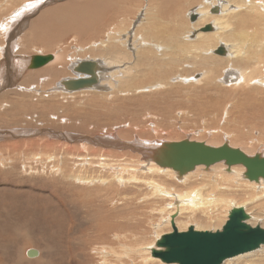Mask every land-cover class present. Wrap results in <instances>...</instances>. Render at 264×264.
Instances as JSON below:
<instances>
[{
	"label": "rangeland",
	"instance_id": "1",
	"mask_svg": "<svg viewBox=\"0 0 264 264\" xmlns=\"http://www.w3.org/2000/svg\"><path fill=\"white\" fill-rule=\"evenodd\" d=\"M251 1L256 2L258 11L261 10L259 20L251 21L252 24L245 17L231 20L228 27L218 30V35L199 36L201 39L214 37L211 43L201 46V39L194 35L203 24L197 19L191 22V14L201 8L209 7L210 11L214 5L219 8L230 6L231 0H0V96L7 95L0 99V104L4 105L0 106V264H103L104 259L108 264H119L113 255L107 254L105 258L100 252L104 236L96 231L101 216L116 208L115 203L119 208H127L123 223L132 228L142 223L139 235L137 232L127 233L124 240L121 239V245H113L119 254H124V264L161 263L158 259H155L157 262L147 260L145 253L149 246H154L157 238L170 233L168 217L176 201L164 198V195L159 198L151 196L144 181H157L167 189V194L186 193L195 184H180V180L165 178L160 172L143 173L141 170L149 167L145 160H140L141 157L124 150L121 145L120 148H109L102 142L101 145L93 144L99 135L113 133L119 141L129 142L189 140L214 147L226 143L248 152H244L247 156L258 154L264 158V0ZM228 10L231 11L229 7ZM142 14L147 16L146 24L144 17L142 23H137ZM212 18L208 16L207 21ZM107 40L115 41L113 44L120 45L128 54L130 59L123 61L126 65L120 63L119 66L128 65L126 72L134 66L128 70V73L133 70L131 77L125 76L128 74L124 72L119 76L120 80L115 78L118 74L112 80L109 72H114L118 66H112L107 73L102 66L100 85L94 89L73 93L60 89L58 83L62 78L74 77L72 68L79 58L84 56V60H92L95 55L100 56L98 49ZM220 42H229V47L238 48L239 56L217 58L207 52L223 46ZM189 45L193 48V45L200 46L198 57L188 54L187 50L183 54L186 58L180 55L174 58L179 59V63L169 65L166 49L172 48L174 52L169 54L172 55L177 54L180 47ZM149 49L153 53L151 58ZM139 52L146 53V57L135 66ZM38 54L65 57L60 58L58 64L66 75L52 78L50 83L37 73L52 63L32 71L19 68ZM99 56L96 59H101ZM61 61H66L65 65ZM99 61L101 64L102 60ZM212 69L215 72L213 83L216 82L209 86L201 84L203 79L207 80L203 72ZM9 74L15 76L11 85L6 80V77L10 78ZM239 74L242 77L245 74V81H240ZM220 79L225 80L222 81L224 84ZM108 82L110 87L106 85ZM2 88L3 91L8 88V92L3 94ZM88 139L92 142H87ZM218 165L214 166H218L223 174L229 173L223 163ZM214 166L199 167L198 172L212 176L214 169H210ZM116 176L123 178L122 184ZM134 177L139 181H129ZM242 180V183H233L234 186L225 193L233 202L244 203L251 218L250 225L264 227V198L249 202L248 197L254 198L256 190L247 184L252 182ZM196 189L205 199L213 192L207 184ZM189 199H186L187 203ZM225 206H219L211 219L202 209L182 211L174 219L175 226L177 230L191 226L195 229L197 225V231H219L229 209ZM32 249L38 251V256L28 258L26 252ZM248 259L230 264H246Z\"/></svg>",
	"mask_w": 264,
	"mask_h": 264
},
{
	"label": "bare ground",
	"instance_id": "2",
	"mask_svg": "<svg viewBox=\"0 0 264 264\" xmlns=\"http://www.w3.org/2000/svg\"><path fill=\"white\" fill-rule=\"evenodd\" d=\"M232 1V3H231V5L230 6H227V5H222V6H220V8L219 7H216L214 4V6L213 7H211V9H210V11H209V7H208V9H206V8H201L202 10H198V11H196V14L197 15H199V17L197 18V15L196 14H191V16L192 15H194V16H196V18H195V20L197 19V22L199 21V22H202V26L201 27H199L198 28V31H197V29H196V31L195 32H197L196 33V35H194V37H196V38H198L199 36H201V35H204V37H205V35L207 36V35H209V34H211V35H213V33H215V34H217L218 35V30H224V28H226V27H228L229 25H230V21L231 20H237L238 18H242V17H245V18H248L249 20H250V22L252 21V22H255L256 20H259V16H261L260 14H259V12L261 11H258L259 9L258 8H256V2H253V1H251V0H249L250 2H248V1H245V0H240L239 2H237V0H231ZM36 2H37V0H36ZM150 2V1H149ZM159 2V1H158ZM238 3V4H237ZM34 4V3H33ZM174 4V3H173ZM216 4V3H215ZM262 4V3H261ZM29 5V4H28ZM152 5V4H151ZM31 6H32V3H31ZM155 6V5H154ZM174 6V5H173ZM228 7H229V9H231V11L230 10H228ZM260 7V6H259ZM262 8V7H261ZM258 9V10H257ZM27 10V9H26ZM146 11V10H145ZM193 11V10H192ZM209 11V13L211 14H207V12ZM263 11H264V8H263ZM32 12V11H31ZM147 12H148V10H147ZM146 12V13H147ZM156 12V11H155ZM191 12V11H190ZM138 13H140V12H138ZM177 13H178V11H177ZM252 13H254V14H252ZM255 13L257 14V15H255ZM148 14V13H147ZM152 15V14H151ZM233 15V18L232 17H230V16H232ZM14 16V15H13ZM153 16V15H152ZM151 16V17H152ZM156 16V15H155ZM214 17V18H212V20L211 21H207V17ZM225 16V17H224ZM138 17V16H137ZM143 17H144V15L142 14V19L141 20H139V21H137V23H142V21H143ZM147 17V16H146ZM146 17H144L145 19H144V21L146 20ZM150 16H148V18H149ZM7 19V18H6ZM20 19H22V18H20ZM159 19V18H158ZM177 19V18H176ZM13 20V19H12ZM15 20V19H14ZM13 20V21H14ZM17 20V19H16ZM25 20V19H24ZM152 20V19H151ZM154 20V19H153ZM175 20V19H174ZM209 20V19H208ZM12 21V22H13ZM18 21V20H17ZM17 21H15V22H17ZM173 21V20H172ZM11 22V23H12ZM148 22V21H147ZM194 22V21H193ZM209 22H211L212 24H210ZM236 22V21H235ZM252 22H251V24H252ZM18 23V22H17ZM144 24H146V21H145V23ZM149 24V23H148ZM2 25V24H1ZM4 25V24H3ZM141 25V24H140ZM156 25V24H155ZM175 25V24H174ZM179 25V24H178ZM197 25V24H196ZM206 25H211L212 26V30L210 31V32H208V33H202V32H200L199 30L201 29V28H203L204 26H206ZM231 25H232V23H231ZM135 26V25H134ZM146 26H148V25H146ZM173 26V25H172ZM7 27V26H6ZM140 27V26H139ZM193 27H195V26H193ZM198 27V26H197ZM4 29H3V31H5V27H3ZM142 28V27H141ZM214 28L215 29H217V31H214ZM153 29V28H152ZM230 29H232V28H230ZM245 29H246V27H245ZM140 30V29H139ZM234 30H235V28H234ZM1 31V30H0ZM193 31V30H192ZM108 32V31H107ZM141 32H142V30H141ZM224 33H225V31H223ZM241 32V31H240ZM243 32H244V30H243ZM247 32V31H246ZM0 33H2V32H0ZM140 33V32H139ZM178 33V32H177ZM176 33V34H177ZM251 33H253V32H251ZM247 34V33H246ZM220 35H222V33L220 34ZM229 35H231V33L229 34ZM235 35H236V33H235ZM248 35V34H247ZM250 35H252V34H250ZM110 36V35H109ZM175 36V35H174ZM178 36V35H177ZM223 36V35H222ZM226 36V35H225ZM232 36V35H231ZM234 36V35H233ZM2 37V36H1ZM147 37H149V36H147ZM218 37V36H217ZM247 37V36H246ZM134 38V37H133ZM145 38V37H144ZM221 38V37H220ZM231 38V37H230ZM229 38V39H230ZM255 38V37H254ZM115 39H117V38H115ZM146 39V38H145ZM199 39H201V38H198V40ZM212 39H214V37H206V38H202L201 40H200V45L202 46V45H207L208 43H211V40ZM19 40V39H18ZM134 40V39H133ZM142 40V39H141ZM196 40V39H195ZM197 40V41H198ZM219 40V39H218ZM222 40V39H221ZM236 40V39H235ZM264 40V39H263ZM118 41V40H117ZM121 41V40H120ZM143 41V40H142ZM141 41V42H142ZM233 41V40H232ZM239 41V40H238ZM249 41V40H248ZM99 42V41H98ZM102 42H103V40H102ZM8 44H9V42H7ZM15 43V42H14ZM113 43H115V41L114 42H112L111 40H107V42L104 44V43H102V45H100V48L98 49L99 51H101V59H98V61L99 60H102V65L100 64V61L98 62V61H95V60H97L96 59V57L97 56H99V55H95L96 57H94V59H92V60H89V61H93V62H95V70H94V75L97 77V79H98V84H96V85H92L90 88L91 89H94L96 86H99L100 85V75H102V66H103V68L106 70L105 71V73H107L108 71L107 70H109V68H112V66H118V68H117V70H113L114 72H109V74H110V78L113 80V78L112 77H114V75H116V74H118L117 75V77H115L116 78V80L117 79H119V76H122V74H125L124 72H126V69H127V66L125 67V66H119L120 65V63H124L123 61H125V59H130L129 57H128V54L127 53H125V51H124V49H121L118 45H115V44H113ZM144 43V42H143ZM183 43V42H182ZM229 42H227V43H225V42H220V44H222L223 46H219V47H223L224 48V51H225V53H224V55H222V56H219V55H217L216 53H215V50L217 49V46L215 47V48H213V49H211V50H207V52L208 51H210V53L212 54V55H215V56H217V58H223V57H228V58H230L229 56L231 55H233V57H235L237 54H238V48H232V47H229V44H228ZM231 43V42H230ZM233 43V42H232ZM235 43H236V41H235ZM256 43V42H255ZM260 43H262V42H260ZM259 43V44H260ZM92 44H93V42H92ZM91 44V45H92ZM104 44V45H103ZM117 44H120V43H117ZM147 44V43H146ZM190 44V43H189ZM250 44V43H249ZM258 44V43H257ZM256 44V45H257ZM94 45V44H93ZM129 45V44H128ZM133 45H135V44H133ZM177 45V44H176ZM210 45V44H209ZM241 45V44H240ZM89 46V45H88ZM95 46V45H94ZM142 46V45H141ZM194 46V48L193 47H191L190 45L189 46H184V47H180L179 49H178V51H176V53L178 54H172V55H169L170 54V52H174V50L171 48V49H169V50H167L166 49V52H169V54L167 55V56H169V60L167 61L168 63H169V65L171 64V63H173L172 65H174V64H176L178 61H179V59L176 61V60H174V58H178L180 55L181 56H183V54H185L186 52H187V50H188V54H190V55H194V56H197L198 57V48L200 47V46H198L197 48H196V46L195 45H193ZM237 46V45H236ZM242 46V45H241ZM252 46V45H251ZM255 46V45H254ZM4 47H6V46H4ZM90 47V46H89ZM132 47V46H131ZM155 47L156 48H160V46H158V45H155ZM177 47V46H176ZM85 48H87V47H85ZM132 48H135V47H132ZM162 48V47H161ZM240 48H242V47H240ZM244 48H245V46H244ZM261 48V47H260ZM263 48H264V46H263ZM4 49H7V48H4ZM15 49H17V48H15ZM81 49V48H80ZM84 49V48H83ZM144 49H146V48H144ZM143 49V50H144ZM231 49H233V51L231 50ZM8 50V49H7ZM82 50V49H81ZM97 50V49H96ZM97 50V51H98ZM159 50V49H158ZM243 50H245V49H243ZM242 50V51H243ZM10 51V50H9ZM15 51V50H14ZM59 51V50H58ZM57 51V52H58ZM128 51V50H127ZM134 51V50H133ZM191 51H192V53H191ZM247 51V50H246ZM250 51H251V49H250ZM256 51V50H255ZM254 51V52H255ZM260 51H262V50H260ZM56 52V51H55ZM54 52V54H56ZM80 52V51H79ZM94 52V51H93ZM92 52V53H93ZM164 52V51H163ZM165 52V53H166ZM204 52V51H203ZM206 52V51H205ZM206 52V54H208ZM248 52H249V50H248ZM248 52H246V54L248 53ZM259 52V51H258ZM257 52V53H258ZM96 53V52H95ZM148 53H150L151 54V52H150V49H149V52ZM209 53V54H210ZM251 53H252V51H251ZM7 54V53H6ZM62 54V53H61ZM86 54V53H85ZM100 54V53H99ZM146 54V53H145ZM143 52H139L138 53V55L136 56L137 57V59L134 61V62H136L135 63V66H137V64L139 63L140 64V62H142L144 59H145V57H146V55H145ZM153 54V53H152ZM152 54H151V56H149L150 58L151 57H153L152 56ZM201 54V53H200ZM228 54V55H227ZM250 54V53H249ZM259 54H262V52H260ZM38 55H40V54H38ZM46 55H48V54H46ZM132 55V54H131ZM1 56V55H0ZM36 56V55H35ZM41 56H45V55H43V54H41ZM51 56V60H49L47 63H46V65H44L43 67H46V66H49V65H51V63H52V65L50 66V67H48V68H46L45 70H43V71H41V72H39V73H37V76L38 77H46L45 78V81L47 80V81H49L50 83H51V79L52 78H55V77H57V76H65L66 74H65V72H64V70H63V68H59V67H61L59 64H58V62L61 60L60 58H63L60 54L59 55H57V56H54V55H50ZM60 56V57H59ZM88 56V55H87ZM99 56V57H100ZM130 56V55H129ZM133 56V55H132ZM135 56V55H134ZM162 56V55H161ZM188 56V55H187ZM239 55H237L236 57H238ZM245 56V55H244ZM252 56V55H251ZM34 56H32L26 63H23V64H26V65H24V67H23V65L21 66H19V68H22L21 70H23V68H26L25 70H30V71H32V70H38V69H41V68H43V67H40V68H36V69H32L31 68V60H32V58H33ZM89 57V56H88ZM148 57V58H149ZM159 57V56H158ZM162 57H164V56H162ZM166 57V56H165ZM164 57V58H165ZM184 58H186V56H183ZM183 57H180V59H182ZM254 57V56H253ZM16 58V57H15ZM73 58V57H72ZM84 56L83 57H80L79 58V60L76 62V63H79V62H81V60H83V61H86V60H84ZM132 58V57H131ZM160 58V57H159ZM173 58V59H172ZM188 58V57H187ZM232 58V57H231ZM230 58V59H231ZM13 59V58H12ZM63 59H65V57L63 58ZM90 59V58H89ZM127 59V60H128ZM190 59V58H189ZM27 60V59H26ZM75 60V59H74ZM133 60V59H132ZM139 60V61H138ZM154 60H155V58H154ZM159 60V59H158ZM158 60H156V61H158ZM163 60V59H162ZM162 60H160V61H162ZM194 60V59H193ZM196 60V59H195ZM195 60H194V62H195ZM198 60H200V59H198ZM6 61V60H5ZM4 61V62H5ZM159 61V62H160ZM181 61V60H180ZM192 61V60H191ZM221 61V60H220ZM219 61V62H220ZM4 62H3V64H4ZM62 62V61H61ZM166 62V63H167ZM12 63H14V62H12ZM64 63H66V61L64 62ZM63 62H62V64H64ZM126 63V62H125ZM124 63V64H125ZM128 63V62H127ZM146 63H148V62H146ZM153 63H155V61L153 62ZM179 63V62H178ZM185 63V62H184ZM200 63V62H199ZM199 63H197L196 65H198ZM222 63V62H221ZM2 64V65H3ZM115 64V65H114ZM133 64V63H132ZM132 64H129V66L130 65H132ZM158 64V63H157ZM160 64V63H159ZM236 64V63H235ZM11 65V64H10ZM14 65V64H13ZM65 65V64H64ZM126 65V64H125ZM134 65V64H133ZM147 65V64H146ZM200 65V64H199ZM207 65H209V64H207ZM212 64H210V66H211ZM237 65V64H236ZM12 66V65H11ZM17 66V65H16ZM71 66V65H70ZM149 66V65H148ZM151 66V65H150ZM159 66H161V65H159ZM194 66V65H193ZM63 67V66H62ZM121 69H120V68ZM132 67V66H131ZM131 67H129V69L131 68ZM134 67V66H133ZM132 67V68H133ZM138 67H140L139 65H138ZM147 67V66H146ZM173 67V66H172ZM10 68V67H9ZM66 68V67H65ZM126 68V69H125ZM136 68V67H135ZM141 68V67H140ZM140 68H138V69H140ZM162 68L164 69V67L162 66ZM178 68H180V67H178ZM205 68V67H204ZM213 68H215V67H213ZM237 68H238V66H237ZM236 68V69H237ZM6 69V68H5ZM4 69V70H5ZM13 69V68H12ZM128 69V70H129ZM152 70H153V67L151 68ZM158 69V68H157ZM207 69H209V68H207ZM215 69H217V68H215ZM128 70H127V72H126V74H128V75H125V76H129V77H131V74L132 73H130V72H132V71H129V73H128ZM131 70V69H130ZM159 70H161V69H159ZM171 70H173V69H171ZM176 70V69H175ZM205 70V69H204ZM2 71V70H1ZM8 71V70H7ZM135 71V74H136V71H138L137 70V68H136V70H134ZM165 71V70H164ZM143 72V71H142ZM152 72V71H151ZM162 72V71H161ZM3 73H4V71H3ZM155 73H156V71H155ZM154 73V74H155ZM204 74H203V76H204V78H205V76H207L206 78H207V80L206 81H204V79H203V81L201 82L200 80V82H201V84L203 83L204 85L205 84H207L208 86L210 85V84H214L213 83V79H215L213 76V73H215L214 71H213V69L212 70H207V71H205V72H203ZM5 74V73H4ZM12 74H14L13 72H12ZM68 74V73H67ZM74 74V75H73ZM72 75L74 76V77H71L70 76V78L69 77H64V79L62 78V80H60L59 81V83L58 84H60L62 81H64V80H75V79H77V78H82V79H85L86 78V76L85 75H80V74H76V73H73ZM135 74H133V75H135ZM143 74V73H142ZM163 74V73H162ZM10 75V78H9V76L8 77H6V80L10 83L9 85H11V84H13V82H14V80H15V76L13 75V76H11V74H9ZM137 75V74H136ZM149 75H151V74H149ZM175 75V74H174ZM238 75V74H237ZM240 76V81H245L244 80V75H243V77H242V75L241 74H239ZM18 76H21L20 74L18 75ZM154 76V75H153ZM158 76V75H157ZM134 77V76H133ZM136 77V76H135ZM140 77H141V75H140ZM156 77V76H155ZM154 77V78H155ZM1 78V77H0ZM5 78V77H4ZM3 78V79H4ZM18 78V77H17ZM29 78H31V77H29ZM114 78V79H115ZM120 78H122V77H120ZM136 78H138V77H136ZM144 78V77H143ZM147 78V77H146ZM153 78V79H154ZM157 78V77H156ZM180 78V77H179ZM202 78V76H200V79ZM227 78V77H226ZM238 78V77H237ZM236 78V79H237ZM246 78V77H245ZM125 79V78H124ZM138 79H140V78H138ZM187 79V78H186ZM227 79H229V78H227ZM238 79V80H239ZM42 80H44V78L42 79ZM120 80V79H119ZM198 80V79H197ZM221 80V79H220ZM219 80V81H220ZM46 81V82H47ZM122 81H124V80H122ZM127 81V80H126ZM125 81V82H126ZM131 81V80H130ZM133 81V80H132ZM136 81V80H135ZM185 81V80H184ZM195 81V80H194ZM199 81H197V82H199ZM222 81H224L225 82V80H221V82ZM228 81V80H227ZM236 81V80H235ZM1 82V81H0ZM31 82V81H30ZM117 82V81H116ZM149 82H151V81H149ZM185 82H187V81H185ZM262 82V81H261ZM264 82V81H263ZM2 83V82H1ZM26 83V82H25ZM122 83H124V82H122ZM136 83V82H135ZM134 83V84H135ZM148 83V82H147ZM166 83V82H165ZM32 84V83H31ZM102 84V83H101ZM126 84V83H125ZM144 84V83H143ZM161 84H163V83H161ZM222 84H224L223 82H222ZM227 84V83H226ZM238 85L237 83L235 84V83H230V85ZM246 84V83H245ZM244 84V85H245ZM249 84V83H248ZM56 85V84H55ZM106 85L107 86H111V83L110 82H108V83H106ZM138 86H139V84H137ZM158 85H160V84H158ZM165 85V84H164ZM259 85V84H258ZM136 86V85H135ZM134 86V87H135ZM161 86V85H160ZM101 87V86H100ZM196 87V86H195ZM10 88V87H9ZM119 88V87H118ZM137 87H135V89H136ZM160 88V87H159ZM120 89V88H119ZM132 89V88H131ZM134 89V88H133ZM213 89L214 90H218L215 86H213ZM2 91L4 90V88H2L1 89ZM83 90H86V89H83ZM88 90V89H87ZM101 90H103V89H101ZM151 90V89H150ZM8 92V88H6V90L5 91H3L2 93L4 94V92ZM52 91V90H51ZM78 91H82V90H78ZM78 91H65V92H67V93H73V92H78ZM144 91V90H143ZM142 91V92H143ZM179 91V90H178ZM48 92V91H47ZM53 92V91H52ZM56 92V91H55ZM59 92V91H58ZM105 92V91H104ZM224 92V91H223ZM33 93V92H32ZM54 93V92H53ZM31 95V94H30ZM7 97V95H4V96H0V99H3V98H6ZM42 98V97H41ZM41 98H40V100H41ZM245 98V97H244ZM44 99V98H43ZM7 103V102H6ZM3 103H1L0 104V106H4V105H2ZM8 104V103H7ZM6 105V104H5ZM226 107V106H225ZM117 108V107H116ZM193 109V108H192ZM180 111V110H179ZM177 113V112H176ZM77 114V113H76ZM182 115V114H181ZM81 116V115H80ZM185 116V115H184ZM14 120V119H13ZM64 120V119H63ZM34 121V120H33ZM71 122V121H70ZM98 122V121H97ZM64 123V122H63ZM103 123V122H102ZM105 123V122H104ZM90 124V123H89ZM0 125H2V124H0ZM7 125V124H6ZM16 125H18V124H16ZM8 126H10V125H8ZM13 126V125H12ZM15 126V125H14ZM13 126V127H14ZM19 126H20V123H19ZM118 126V125H117ZM116 126V127H117ZM2 128H3V126H1ZM5 127V126H4ZM133 127V126H132ZM19 129V128H18ZM110 129H111V127H110ZM116 129V128H115ZM144 130V129H143ZM153 130V129H152ZM2 132V131H1ZM0 132V133H1ZM243 132V131H242ZM192 133H193V131H192ZM123 134V133H122ZM121 134V135H122ZM174 134H176V132L174 133ZM184 134V133H183ZM195 134V133H194ZM68 136V135H67ZM126 136V135H125ZM238 136V135H237ZM241 137V136H240ZM244 138V137H243ZM69 139V138H68ZM95 139V141H96V143H93V144H100V142H102V145L104 146V147H109V148H111L112 146H116V147H118V148H120V145H121V147L123 146V149L125 150L126 149V151L127 150H129L130 152H133V153H135L137 156H139V157H141V159L140 160H145L146 161V163H148V168H146V166L144 167V169L143 170H141L143 173H144V171L145 172H149V174L150 175H152V174H155V173H161V175L163 174L164 175V177L165 178H168V179H172V178H176L177 180H180L179 182H180V184H183V185H186V186H188V185H192V184H195L194 186V188L193 189H191L190 191H187L186 193H182V194H175V193H171V192H169L170 194H167L166 192H165V190H167V189H165L164 188V186L163 185H161V184H159L157 181H153V180H145L144 181V183L148 186V188H149V190H151V196H154V197H164V196H166V197H164V198H168V199H174L175 201H176V204H173V205H175L174 207H173V213L171 212L170 213V215H169V217H168V224L170 225V217L174 214L175 215V217L180 213V212H182V211H192V210H195V209H197V210H204L205 212H204V215L206 216V217H208V219H211V216L214 214V212L219 208V206H221V205H226V206H229V209L225 212V214H226V220H227V216H228V213H229V211L232 209V208H237V207H242V208H244V203H242V202H240V203H235V202H233L232 200H230V198L228 199V194H226L225 192H227V191H230V188L232 187V186H234V185H232L233 183L236 185V184H238L241 180H242V176H243V173H244V168L242 167V166H235V167H233L232 169L230 168V170H229V173L228 174H223L222 172H221V170H219V165L218 166H214L212 169H210V170H213L214 169V171H212L211 173L213 174L212 176L214 177V178H212V179H210L212 176L211 175H209V174H205V173H199L198 172V168L199 167H196L195 169V171L193 172V173H188V174H186V175H184V176H182V177H178V175L177 174H175V173H173L170 169H163V168H160V167H158L155 163H152V159L154 158V152H155V150H157L159 147H161L162 145H164V144H166V143H170L171 141H161V140H157V141H155L154 140V142H150V141H148L147 139V141L148 142H146L145 140H144V142H143V140L142 141H138V140H134L133 142L132 141H119V139L117 138V136L115 135V134H109V135H106V136H103V135H99L98 136V138H94ZM173 139V138H172ZM87 142H92V140L91 139H88L87 140ZM200 143H202V142H200ZM90 144V143H89ZM22 145V144H21ZM101 145V144H100ZM205 145H207V144H205ZM230 147H232V148H234L235 146L234 145H230V144H228ZM207 146H209V145H207ZM221 146V145H220ZM115 147V148H116ZM210 147H214V146H210ZM216 147H219V146H216ZM237 147V146H236ZM235 147V148H236ZM108 148V149H109ZM238 148V147H237ZM239 149V148H238ZM83 150V149H82ZM120 150H122V149H120ZM242 150V149H241ZM242 152H243V150H242ZM245 152V151H244ZM246 153V152H245ZM108 154V153H107ZM134 154V155H135ZM246 154H248V152L246 153ZM249 156V155H248ZM250 156H253V155H250ZM102 158V157H101ZM219 164H221V163H219ZM142 166V165H141ZM212 167V166H211ZM210 167V168H211ZM223 167H225V165L223 166ZM220 169H222V168H220ZM226 169V168H225ZM224 169V170H225ZM209 170V171H210ZM215 170H216V173H214L215 172ZM201 171V170H200ZM29 175V174H28ZM157 175V174H156ZM211 176V177H210ZM117 177V176H116ZM113 178V177H112ZM111 178V179H112ZM114 179V178H113ZM79 181H81L80 179H78ZM117 180H118V182L120 183V184H122L123 183V178H121V176L119 177H117ZM211 180V181H210ZM129 181H139V180H136V178L134 177V178H132L131 180H129ZM243 181V180H242ZM242 181H241V183H242ZM85 181L83 180L82 181V183H84ZM200 182V183H199ZM244 182V181H243ZM261 182H263L262 180H260V182H258V184L257 183H247V184H249L250 186H252V188H253V190H256V196L255 195H253L254 196V198L252 197L251 199H250V197H248L249 198V202H254L257 198H260V197H262V198H264V184H262ZM124 183H126V182H124ZM240 183V184H241ZM245 183V182H244ZM264 183V182H263ZM206 184L207 185H209L212 189H213V192L212 193H210V196H208L206 199L201 195V194H199L198 195V190L196 189L198 186H200V185H205L206 186ZM239 184V185H240ZM163 186V187H162ZM113 188V187H112ZM234 189H236V188H234ZM238 189V188H237ZM114 190V189H113ZM140 190V189H139ZM162 195H164V196H162ZM174 195H177L176 197H174ZM142 198V197H141ZM144 198V197H143ZM142 198V199H143ZM187 198H190L189 200V202L187 203V201H186V199ZM256 198V199H255ZM186 201V203H184ZM247 201H248V199H247ZM114 202V201H113ZM118 202V201H117ZM89 204V203H88ZM93 204V203H92ZM112 204V203H111ZM122 204V203H121ZM225 206V207H226ZM82 207V206H81ZM114 207H116V208H113L112 210L111 209H109L110 211L108 212V214L107 215H102L101 217H102V220H101V222L96 226V231H97V233H101V234H103V236H104V238H103V241L101 242V245L99 246L100 247V249H101V253H103L104 255H105V258H107V254H110L111 256L113 255L114 257H116V258H114L115 260H117L118 262H119V264H124V260H126V259H123V257H124V254H119L117 251H116V249L115 248H113V245L115 246H117V244L118 245H121L122 244V240L121 239H123L124 240V237L126 236V235H128L127 233H133V232H137L138 233V235L141 233V229H142V223L140 222L139 223V225H138V223L132 228V227H129L128 226V224L125 222V223H123V221H122V218H125V215L127 214V208H125L124 206H122V207H120L119 208V206H118V204L117 203H115V206ZM185 207H190V208H192V209H187V208H185ZM86 208V207H85ZM136 208V207H135ZM245 209V208H244ZM131 210V209H130ZM196 210V211H197ZM101 211V210H100ZM104 211V210H103ZM245 212H246V209H245ZM201 213H202V211H201ZM216 213H218V212H216ZM215 213V214H216ZM247 213V212H246ZM132 214V213H131ZM133 215V214H132ZM127 216V215H126ZM262 216L264 217V214H262ZM175 219V218H174ZM207 219V218H206ZM133 220V219H132ZM203 221H204V219H203ZM205 222H207V221H205ZM210 222V221H209ZM224 222H226V221H224ZM130 223V222H129ZM134 224H135V222H133ZM196 223V222H195ZM248 223H249V221H248ZM206 224V223H205ZM254 224V223H253ZM132 224H130V226H131ZM165 225H167V224H165ZM176 225H178V223H176ZM199 225V224H198ZM223 225H224V223H223ZM222 225V226H223ZM197 226V225H196ZM195 226V229H197V227ZM222 226L220 227V229L219 230H221V228H222ZM252 226H254V225H252ZM159 226H157L156 227V229L158 228ZM171 228V227H170ZM262 228H264V227H262ZM200 230V229H199ZM178 231H180V232H182V231H186V230H178ZM170 232H171V230H170ZM210 232V231H209ZM213 232H215V231H213ZM158 235V234H157ZM131 236V235H130ZM160 238V237H159ZM159 238H157L156 239V241L159 239ZM135 240V239H134ZM133 240V241H134ZM89 241V240H88ZM156 241L154 242V246L153 247H148V249L146 250V253H145V255H147V260H149V261H153V260H155L154 258H152L151 257V255H150V250L152 249V248H154L155 247V243H156ZM125 243V242H124ZM153 245V244H152ZM90 246V245H89ZM96 247V246H95ZM121 248V247H120ZM263 248H264V245H262V246H260V248L259 249H257V250H255V251H252V252H249V253H246V254H243V255H239V256H237V257H234V258H231V259H228V260H226V261H224V263L223 264H230V262H233V261H238V260H241V259H244V258H249L248 259V261H247V263L246 264H264V253L262 252V250H263ZM32 250H34V249H32ZM124 250V249H123ZM260 250V251H259ZM37 254H36V256H33V257H28V258H35V257H37L38 256V251L37 250H34ZM106 251H108V253L106 252ZM28 252V251H27ZM26 252V253H27ZM98 252V251H97ZM126 252V251H125ZM254 252V253H253ZM95 253V252H94ZM97 254V253H96ZM249 254H251V255H249ZM78 256H80V255H78ZM102 257H103V255H102ZM81 258V257H80ZM79 259V258H78ZM77 259V260H78ZM88 259V258H87ZM80 261V260H79ZM89 261V260H88ZM87 261V262H88ZM156 261V260H155ZM74 262V261H73ZM85 262V261H84ZM157 262V261H156ZM78 263V262H77ZM82 263V262H81ZM95 264V263H94ZM103 264H108V262H107V260L106 259H104V261H103ZM161 264V263H160Z\"/></svg>",
	"mask_w": 264,
	"mask_h": 264
},
{
	"label": "water",
	"instance_id": "3",
	"mask_svg": "<svg viewBox=\"0 0 264 264\" xmlns=\"http://www.w3.org/2000/svg\"><path fill=\"white\" fill-rule=\"evenodd\" d=\"M196 16H190L195 21ZM211 25H206L199 31L208 33ZM215 53L224 55L223 47H218ZM50 55H36L31 60V68L43 67L51 60ZM95 62L81 61L72 68L73 73L85 75L86 78L64 80L59 88L64 91L91 89L98 84L94 75ZM152 163L163 169H170L178 177L192 172L196 167L209 168L223 163L227 171L234 166L244 168L243 178L248 182H264V158L256 154L247 156L237 148L228 144L210 147L204 143L183 140L162 145L154 152ZM175 215L170 217L171 232L162 235L150 250V255L162 264H223L224 261L255 251L264 245V228L248 223L250 216L244 208H232L221 230L215 232L197 231L188 227L186 231H178L174 223ZM34 250H28L27 256H36Z\"/></svg>",
	"mask_w": 264,
	"mask_h": 264
}]
</instances>
